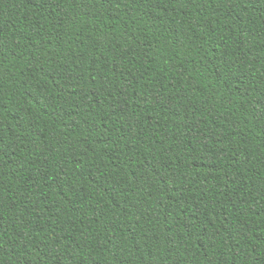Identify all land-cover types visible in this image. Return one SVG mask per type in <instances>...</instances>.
Wrapping results in <instances>:
<instances>
[{
  "label": "trees",
  "instance_id": "obj_1",
  "mask_svg": "<svg viewBox=\"0 0 264 264\" xmlns=\"http://www.w3.org/2000/svg\"><path fill=\"white\" fill-rule=\"evenodd\" d=\"M0 264H264V0H0Z\"/></svg>",
  "mask_w": 264,
  "mask_h": 264
}]
</instances>
